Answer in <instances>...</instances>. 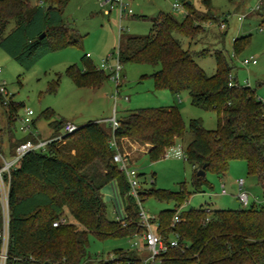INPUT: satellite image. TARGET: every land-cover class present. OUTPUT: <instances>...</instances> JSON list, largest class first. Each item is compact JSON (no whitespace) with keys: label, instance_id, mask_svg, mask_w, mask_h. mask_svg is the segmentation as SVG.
Returning <instances> with one entry per match:
<instances>
[{"label":"trees","instance_id":"16d2710c","mask_svg":"<svg viewBox=\"0 0 264 264\" xmlns=\"http://www.w3.org/2000/svg\"><path fill=\"white\" fill-rule=\"evenodd\" d=\"M69 1L38 0L32 5L30 0H0V49L28 71L50 53L81 47L82 37L64 21L63 12ZM178 1L187 10L183 22L160 13L151 19L148 35L127 37L124 41L120 38L118 47L120 64L158 68L152 75L156 90H169L174 97L186 91L194 107L214 112L217 118L214 131L205 130L201 120L189 122L192 140L184 157L193 168V192L185 186L178 192H139L141 204L147 198H155L175 206L151 220L155 232L165 240L178 236V248L162 254L160 264H264L262 204L234 211L211 206L181 211L193 195L204 193L205 188L213 189L208 174L222 180L232 161L246 162L249 176L264 188V102L255 90L238 84L232 75L235 68L222 52L214 53L216 73L210 77L194 61V56L206 57L208 52L194 54L182 48L175 35L193 41L204 32L203 24L219 20L211 13V0H202L205 12L193 9L187 0ZM249 40H234V58ZM81 60L84 69L72 65L66 70L76 87L98 88L109 78L87 55ZM0 102L3 105L1 95ZM23 106L10 103L6 107L10 123ZM43 116L50 120L53 114L47 111ZM64 123H50L51 138L60 134ZM186 132L176 106L140 109L122 118L114 133L106 122H89L66 136L63 145L54 142L44 151L27 154L11 175L7 264H105L89 257V235L106 241L133 238L145 230L139 225L141 210L130 195L127 179L113 162L116 151L109 144L112 136L117 143L130 139L151 145L147 156L157 162ZM36 140L29 133L14 142V149ZM97 165L100 168L94 171ZM200 170L206 173L205 177L197 175ZM112 181H117L125 203V218L121 221L107 217L102 200V188ZM66 212L73 222L54 228L55 222L67 220ZM177 214L181 220L174 224ZM114 256L121 264H142L136 251L117 250Z\"/></svg>","mask_w":264,"mask_h":264},{"label":"rangeland","instance_id":"374dc122","mask_svg":"<svg viewBox=\"0 0 264 264\" xmlns=\"http://www.w3.org/2000/svg\"><path fill=\"white\" fill-rule=\"evenodd\" d=\"M37 1L30 0L32 5H36ZM129 2L133 15H125L120 20L117 9L111 10L102 0H70L63 12L64 21L74 33L82 37V46L50 53L28 71L23 70L16 60L0 49V86L3 85L8 94V103L5 104L3 100L1 105L0 102V151L10 159L15 152L14 142L21 141L28 135L20 129V119L27 109L34 113L32 120L35 126L31 128L32 134L37 140L46 141L52 137L50 123L54 121L73 123L80 128L89 122H107L114 114L120 121L127 114L140 109L176 106L187 130L184 138L177 140L175 146L160 161L152 162L147 155H142L135 162L130 159L135 163L134 168L139 174L144 175L139 178L140 183L146 181V184L141 185L140 191L162 189L178 192L185 186L188 191L193 192V168L184 157L185 149L192 140V135L188 132L189 122L192 119L201 120L205 130L214 131L217 128L214 112L194 107L186 91L174 97L169 90H156L152 75L158 68L151 65L121 64L122 85L116 99V87L109 78L98 88H78L66 75L67 68L72 65L84 69L81 59L87 54L91 56L90 61L96 68L109 56L113 57L111 62L116 61L120 38L124 41L127 37L148 35L151 19L160 13L169 14L178 22H183L186 18L187 10L178 0ZM187 2L197 11H206L202 0ZM174 4H181L185 12L173 9ZM258 6L260 9H256ZM210 10L218 18V23L203 24L204 32L193 41L181 35H175L176 39L184 50L194 54L208 52L206 57L194 56V61L210 77L216 73L214 53L222 52L234 66L232 75L238 84L255 90L258 98L264 102V0H211ZM242 16L246 18L240 21ZM222 23H225V29L220 28ZM242 37H248L249 44L234 58V40ZM250 58H254L257 65L242 66L241 62ZM125 98L129 101H125ZM10 103L24 105L18 109L13 123L8 120L6 108ZM47 111L53 114L50 120L43 116ZM60 134H63V129ZM99 168L97 165L94 171ZM226 177L231 180L242 179L246 182V188L252 183L254 188L251 191L264 206V188L254 177L249 176L246 162L232 161ZM207 180L213 189L205 188L204 193L193 195L181 211L198 209L201 206L233 211L250 208L251 205L244 207L240 203L237 189L233 192L227 187L228 194L223 196L219 179L208 174ZM101 194L107 217L110 220L124 219L125 203L117 181L104 186ZM251 196L252 193L249 199ZM174 207L173 203H163L155 198H147L142 203L146 215L156 220L162 211L172 210ZM65 216L67 223L73 222L68 212ZM138 241L140 239L134 237L100 241L89 235L87 252L92 261L109 260L117 250L134 251L132 245Z\"/></svg>","mask_w":264,"mask_h":264},{"label":"built area","instance_id":"2783aa9c","mask_svg":"<svg viewBox=\"0 0 264 264\" xmlns=\"http://www.w3.org/2000/svg\"><path fill=\"white\" fill-rule=\"evenodd\" d=\"M104 5H109L110 9H117L119 13L120 20L123 17L133 15L131 5L129 0H102ZM173 9L180 12H185L181 4H174ZM256 9H260L259 6ZM187 15V13H186ZM246 16L239 18L240 21H243ZM221 29H225V23H222L220 26ZM262 32V29L259 30ZM87 58H90V55H87ZM113 59L112 56H109L101 62L99 67L100 70L105 73L108 72L109 79L115 84L116 92L115 99L119 95V85L121 83V71L122 67L119 62V53L117 54L116 61L111 62ZM242 66L247 67L250 64L252 66L257 65V61L254 58L244 59L241 62ZM0 95L4 98V103H8V94L3 85L0 86ZM125 101H128V98H125ZM34 113L31 110H25L23 118L20 119V129L24 133H32L31 128L33 126V117ZM108 123L112 131L119 127V121L115 116H113ZM63 134H59L54 138H50L46 141L36 140L35 142L27 141L21 143L15 148V152L12 157L9 159L0 151V264H7L8 261V251H9V240H10V191H11V175L12 171L17 168L19 162L29 153L44 151L47 146L51 143L61 144L64 142V138L68 135L75 133L78 130V127L73 123L66 122L63 126ZM110 146L116 151L113 156V162L121 171L129 184L130 195L133 196L140 207V226L145 230L140 236L134 238L140 239V241L135 242L132 245L134 251L138 252L141 257L142 264H160V256L165 254L169 249L178 248V236L174 234L171 240H165L163 237L159 236L155 232V226L151 223L152 218L147 216L142 209V204L139 197V192L141 190V183L139 180V172L134 168V165L130 157L126 154H122L118 151L117 141L112 136L110 140ZM237 185L239 186L238 199L240 203L247 207L249 205V195L246 191L243 190L244 181L238 180ZM221 194L224 196L227 195L225 186H221ZM180 215L177 214L174 218V224L180 222ZM66 220L62 219L53 224V227L56 228L62 224H65ZM126 223L123 224V227H126ZM157 226V225H156ZM105 264H121L116 261L115 256H112L109 260H104Z\"/></svg>","mask_w":264,"mask_h":264},{"label":"crops","instance_id":"0c3cea01","mask_svg":"<svg viewBox=\"0 0 264 264\" xmlns=\"http://www.w3.org/2000/svg\"><path fill=\"white\" fill-rule=\"evenodd\" d=\"M132 16V15H131ZM88 55V54H87ZM88 59H91V56L90 58ZM99 69V68H98ZM121 83L119 85V89L121 88ZM120 93V92H119ZM129 101V99H128ZM113 116L116 117V115L114 114ZM110 120V119H108ZM106 120V121H108ZM35 126V123L34 125ZM39 137V136H38ZM49 140V139H48ZM117 146H118V150H120L123 154H126L128 155L131 159L134 160V162L139 158L141 157L142 155H147V153L152 149V146L149 145V144H141V143H138V142H135V141H132L130 139H122L121 141H119L117 143ZM133 161V165L135 164ZM242 180V179H240ZM237 181L238 180H231V179H227V177L225 176L222 180H219V184H220V187L222 185L225 186V189L227 191V187L231 190V191H235L236 189L238 190V193H239V186L237 185ZM114 186V185H113ZM249 187L246 188V182L244 181V187H243V190L244 191H247V193H252V198L249 199V205H260V200L258 197H256V194L251 191V189H253V185L251 183V185H248ZM119 188V187H118ZM114 189V187H113ZM222 191V189H221ZM228 194V193H227ZM248 194V195H250ZM263 205V204H262ZM125 218V217H124ZM124 220V219H122ZM121 221V220H120Z\"/></svg>","mask_w":264,"mask_h":264},{"label":"water","instance_id":"95a60500","mask_svg":"<svg viewBox=\"0 0 264 264\" xmlns=\"http://www.w3.org/2000/svg\"><path fill=\"white\" fill-rule=\"evenodd\" d=\"M190 4V3H188ZM198 176L200 177H205L206 176V173L203 171V170H200L198 173H197Z\"/></svg>","mask_w":264,"mask_h":264}]
</instances>
